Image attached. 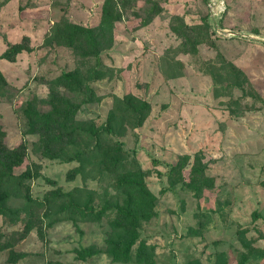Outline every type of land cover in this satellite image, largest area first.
<instances>
[{
    "label": "rangeland",
    "instance_id": "rangeland-1",
    "mask_svg": "<svg viewBox=\"0 0 264 264\" xmlns=\"http://www.w3.org/2000/svg\"><path fill=\"white\" fill-rule=\"evenodd\" d=\"M106 1L0 0V148L12 155L0 264H264V0H222L220 26L238 35L213 38L208 0H112V43L83 56L63 36L98 33ZM55 97L80 131L48 158L25 110L46 114ZM140 102L150 112L135 128L127 112ZM115 146L155 197L127 261L110 248L128 241L115 211L89 219L70 204L124 203L125 171L100 164Z\"/></svg>",
    "mask_w": 264,
    "mask_h": 264
},
{
    "label": "trees",
    "instance_id": "trees-1",
    "mask_svg": "<svg viewBox=\"0 0 264 264\" xmlns=\"http://www.w3.org/2000/svg\"><path fill=\"white\" fill-rule=\"evenodd\" d=\"M99 32H95L90 28H82L77 25L67 27V34L64 38L68 39L69 45L77 43L81 47L83 56H91L98 59L100 51L103 47L108 46L113 41V24L119 19V14L115 10L112 0H107L103 6ZM202 24L213 38L215 35L209 25L208 14L203 17ZM203 43V40H198ZM13 53H17L16 47L12 48ZM9 57V55H7ZM63 85L73 91L81 87V82L78 77L71 74H63L59 80ZM0 84H5L4 79L0 74ZM51 96H55L51 93ZM58 102L57 106H53V110L39 115L32 108V104L28 103L25 114L29 120L30 131L37 133L41 137V152L48 158L61 157L65 149L73 142V139L78 135L80 129L73 127L72 115L74 108L68 103L55 97ZM150 112V106L147 102H140L136 107L131 108L130 113L127 112V117L131 122L132 127L142 125L145 118ZM105 133L109 134L111 129L105 127ZM91 135L99 137V133L89 132ZM95 148L86 152H80L76 158L85 156H99ZM121 148L115 146L113 149H107L102 155L100 164L109 172L118 173L124 170L121 180L118 183L119 189L123 190L126 198L122 205L115 204L110 206L105 205L99 212H94L87 205L80 206L71 201L73 211L78 213L83 218L95 219L101 217L105 211L114 210L119 219L125 223L124 230L127 231V242H111L110 248L115 261H127L129 258L132 246L137 240V227L140 220L147 219L153 214V205L155 197L149 192L143 180V175L140 169L132 162H127L120 157ZM183 156L182 159H186ZM12 155L0 148V215L5 212V200L7 196V188L12 178L11 160ZM176 170V169H175ZM182 182H184L182 180ZM59 197L72 198V194H58Z\"/></svg>",
    "mask_w": 264,
    "mask_h": 264
},
{
    "label": "built area",
    "instance_id": "built-area-1",
    "mask_svg": "<svg viewBox=\"0 0 264 264\" xmlns=\"http://www.w3.org/2000/svg\"><path fill=\"white\" fill-rule=\"evenodd\" d=\"M207 11L209 17L208 20H210L209 25L211 26V29L216 36L234 37L238 35L237 32L228 31L224 33L223 28L220 26V21L222 20V17L226 12L225 4L222 0H208Z\"/></svg>",
    "mask_w": 264,
    "mask_h": 264
}]
</instances>
